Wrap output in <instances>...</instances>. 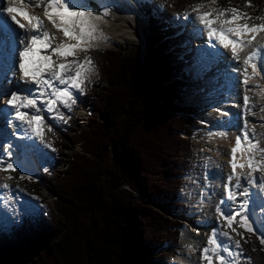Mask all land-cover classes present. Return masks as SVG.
<instances>
[{
	"label": "trees",
	"instance_id": "16d2710c",
	"mask_svg": "<svg viewBox=\"0 0 264 264\" xmlns=\"http://www.w3.org/2000/svg\"><path fill=\"white\" fill-rule=\"evenodd\" d=\"M203 1L139 2L148 20L144 50L90 53L97 67L89 87L91 111L84 128L68 129L80 150H73L62 169L57 163L30 186L37 197L38 188L46 186L53 207L47 205L34 225L0 235V264H147L166 245L179 246L182 225L152 201L166 200L163 209L178 207L196 127L195 111L179 105L188 77L168 21ZM251 3L254 15H263L264 0ZM220 4L242 8L246 0ZM154 8L162 9L161 17ZM246 238L245 257L264 264L260 239Z\"/></svg>",
	"mask_w": 264,
	"mask_h": 264
},
{
	"label": "snow or ice",
	"instance_id": "6c2138e0",
	"mask_svg": "<svg viewBox=\"0 0 264 264\" xmlns=\"http://www.w3.org/2000/svg\"><path fill=\"white\" fill-rule=\"evenodd\" d=\"M216 3L217 0H208V3L191 5V12L185 11L183 15L188 19L191 13H195L194 20L207 33L209 41L215 42L212 46L219 45L229 51L231 60L236 63L235 71L242 76L245 89L242 106L243 127L230 150L231 174L228 177V185L235 180V189L243 187V195L247 197L250 188H258L264 192V147L261 146L264 133L257 134L256 124L247 119L248 115L255 116L257 113L255 105L251 103L252 97L247 93L259 89L255 95L264 98V85L256 79L259 77L264 80V42L257 41V38L264 34V15L253 17L238 7H213ZM29 7L42 11L43 17L49 21L52 28L61 34L59 42L57 37L45 28L39 16L29 15L25 10ZM246 7H253L251 0H246ZM17 15L27 21V26L20 23ZM109 15L111 11L108 6L102 11H96L92 10L90 5L75 3V0H7L6 6L3 0H0V17H4L0 22V52L5 49L13 50L16 55L15 63L18 64V72L13 75L18 76L25 84L35 85L37 89L35 93L26 95L12 92L7 104L15 111V119L27 125L26 134L30 133L32 137L38 138L52 151L56 149L51 142L46 141L43 130L46 125L44 116L40 113L43 110L54 114L53 119L66 121L57 106L62 105L71 110L76 102L74 93L83 94L86 84L97 73L95 61L90 53L98 50L101 42L107 41L108 37L104 35L100 25ZM8 17L11 18L12 24L23 30V34H15L8 26ZM257 20L260 23L254 22ZM17 44L22 47L17 48ZM249 85H253V88ZM38 104L44 108L38 107ZM22 109H35L36 114L29 115ZM258 111L264 113V106ZM261 120L264 121V116H261ZM260 127H264V123H261ZM52 130L48 127V131ZM213 135L226 137L227 133ZM11 148L12 145L7 144L3 153H0V171L17 170L12 161ZM23 178L21 176V179ZM242 180L246 181L247 186L241 184ZM2 187L8 189L9 185L3 184ZM226 191V199L220 201L216 213L218 218L224 221L221 228L227 227L240 239H236L229 231L212 230L206 246L201 250L200 259L205 264H251L250 258L241 259L244 256L241 240L247 242V238L233 227L236 224L248 233L258 232L250 219L248 200L245 199L240 205V210H236L227 202L235 203L237 193L229 186H226ZM260 243L264 245V238H260Z\"/></svg>",
	"mask_w": 264,
	"mask_h": 264
},
{
	"label": "rangeland",
	"instance_id": "374dc122",
	"mask_svg": "<svg viewBox=\"0 0 264 264\" xmlns=\"http://www.w3.org/2000/svg\"><path fill=\"white\" fill-rule=\"evenodd\" d=\"M130 1V0H129ZM145 0H139V2L143 3ZM205 1V2H204ZM203 3H208V0H204ZM221 0H217L216 5H213V7H224L223 4H220ZM131 4H134L137 8V12L135 14V20L136 22L132 24V29L126 25H123V20L124 17L120 12V9L113 10V15L114 18L116 19L115 23H121L122 28H117L118 30L126 29L127 35L123 38H114V35L112 36L113 39V44L108 49H105V51H110V50H120V49H125L129 50L131 48L135 47H141L143 49V46L145 45V37L147 34V24L148 20L147 18L141 13L138 7V3H133L130 1ZM227 8L232 7L231 5ZM225 8V7H224ZM244 12L250 13L253 17H255V11L251 7H246L243 6L240 8ZM156 12L159 13H154V15H157V17H161L162 15V9L159 8H154ZM35 11V10H34ZM204 11H207V9H204ZM191 12V10H190ZM34 15H36L38 12L35 11L31 12ZM264 15V12H263ZM195 13H191V15L188 17V19H185L184 16L181 18L175 17V19H170L169 23L173 27H177L178 25H185L186 29H194L196 32L200 33L202 37H206L207 33L203 32L202 27L194 20ZM252 21H250L251 23ZM255 23H260V21H254ZM45 25V22H44ZM200 27V29H199ZM51 33H53L57 37V42L62 38L61 34L58 33L55 29L52 28L50 23H47L46 27ZM199 29V30H198ZM203 32V33H201ZM198 33H195L196 35ZM200 35H198L199 37ZM258 42H264V34L259 36L257 38ZM189 45V49L192 48V45L190 44H185L182 47H185ZM191 46V47H190ZM194 48V47H193ZM99 50V49H98ZM144 50V49H143ZM100 51V50H99ZM104 51V50H101ZM186 51H189L188 48H186ZM182 57V55H181ZM184 64V63H183ZM236 64V63H235ZM190 66V65H189ZM189 66L186 67V71L188 74L191 72V68ZM97 80L96 74L92 77L91 81L88 82L85 86V92L83 94H78L75 93L76 96V102L75 104L72 105L73 108L71 110H68L64 108L63 106L59 105L58 111L60 113H63V115L66 117V121H62L59 119H53V116H46L43 113H40L41 115L44 116V122H45V127H44V133L46 136V141L48 142H53V147L57 150L60 149L62 150V153L59 155L57 154L56 151H52L51 149L48 148V151L44 153L42 156L44 158H48V162L50 166H54L57 163H59L60 169L70 160V157L72 155L73 150H80L78 145L73 144L72 138H68L69 135H72L70 132L68 133V129H73L74 131L77 130V128H84L86 124V119L88 117L89 111H91V100H92V95L90 94L89 87L91 84ZM192 95V91L188 90L185 94L186 97H189ZM195 96L192 98L194 99ZM198 98V97H196ZM190 100V99H189ZM187 100V102H189ZM260 101V100H259ZM197 102H203L202 99H199ZM204 104V103H202ZM181 106V103H179ZM197 112V110H196ZM204 112V111H203ZM79 116V119L75 124L73 123L75 118ZM222 118V117H221ZM208 119V117H207ZM213 122H220L219 120H216L215 117H210L208 120V125L206 126H196L195 127V135L191 138V144L193 148V154L191 158V169L189 171V174L185 177L186 184L185 186L182 187V190L179 192V196L177 199V206L178 207H168V209L164 208L163 206L167 207L168 204L166 200L161 199V198H154L152 199L154 205L157 207L159 211H164L167 210L168 217L172 219L173 221H176L182 225V228H180V244L177 248L167 246L163 249V253L158 256L157 259H151L148 258L146 259L147 264H175L176 262L183 263V258L188 257V259H191V251L196 250L199 247V239H197L198 236H195L193 232H195L194 227L191 230H188L186 228L187 224H192L190 218L188 217H193L194 219L192 221H195L199 224L200 220L199 217L195 218L191 214H197V215H206V218L209 217L207 214H209V211L203 212L202 209L199 207H196L195 201L198 200L200 197L204 196L203 190L206 188H210V185L207 183V177L209 174L213 175L214 173V168L211 165V163L214 161V155L219 149L220 145L217 143L216 140H222V141H227V144H233V137L229 138V135H227L225 138L221 137L219 135H213L212 130L214 128ZM251 122H254L257 126L256 128H259V124L261 122L257 121V118L252 119ZM48 127H51L53 130L48 131ZM69 130V131H70ZM258 133V132H257ZM264 133V129L258 133L261 134ZM53 135V136H52ZM37 139V138H36ZM0 141V153H3V148L4 144L7 141V138H4ZM262 147H264V142L261 144ZM225 145L222 146L220 149H224ZM14 153V151L12 152ZM230 154V152H229ZM35 157V163L39 167L40 164H44L43 161H41L37 155L33 154ZM40 172H43L40 170ZM36 173L38 175V170L36 168ZM7 176H10L9 174H6ZM11 177V176H10ZM12 180L15 182H21V177L14 175L12 179H9L6 176H2V172L0 171V188H3V184H12ZM24 188L26 189V192L33 193L35 190L32 188L30 189L29 184L22 182ZM206 184V185H205ZM20 184H16L15 187L13 186V191L19 192L21 191V187H23ZM212 186V185H211ZM49 188V187H48ZM38 189H41V192L39 193L40 197L38 199H31L30 196L25 195V204L22 209H25L22 214H17L13 216V220L10 223H6L4 227H2V221L0 222V234H6L9 235L11 234V229L16 228V227H21L22 225H25L26 223H29L31 225H34L37 222V219L39 216H41V212L46 210V206L49 205L53 207V198L52 194L50 191L47 189L46 186H42L41 188L39 187ZM50 189V188H49ZM223 192V189L221 190ZM23 194V192L21 191ZM222 194V193H221ZM263 200H264V192L261 191ZM24 196V195H23ZM28 198V199H26ZM207 198V196H206ZM204 199V198H203ZM264 202V201H263ZM182 205V206H179ZM19 204L17 203V206ZM200 205V204H199ZM162 207V209H159ZM175 211V212H174ZM43 215L45 213H42ZM210 215V214H209ZM264 214H261L259 216L260 219V225L262 228V232H264ZM198 220V221H197ZM191 222V223H190ZM219 224L215 226L216 229H219ZM233 227H238V225L234 224ZM226 231H229L230 234H233L235 236V233H232L230 229H227L225 227ZM193 231V232H192ZM239 232H242L240 229ZM197 233V232H196ZM243 233V232H242ZM245 234V233H243ZM261 238H264L262 234H260ZM236 239H240V237H235ZM244 240H241V244H243ZM190 246L191 250H190ZM166 254V255H163ZM173 258V259H172ZM243 259V257H241Z\"/></svg>",
	"mask_w": 264,
	"mask_h": 264
},
{
	"label": "bare ground",
	"instance_id": "6f19581e",
	"mask_svg": "<svg viewBox=\"0 0 264 264\" xmlns=\"http://www.w3.org/2000/svg\"><path fill=\"white\" fill-rule=\"evenodd\" d=\"M90 3L95 4L100 11H102L104 9L105 6H108L110 8L111 11V15H109L107 17V19L105 20V22L101 23L100 27L101 30L103 31L104 35L106 37H108L106 42H101L99 45V50H105L108 49L111 44H113V39L112 36L114 35V38H124L127 35V31L126 29H122L117 31V28H122L121 27V23H115L116 19L114 18L113 15V10H116L117 8L120 9L121 14L124 17L123 20V25H126L128 27H130L132 29V24L136 22L135 20V14L137 12V8L136 6H134V4H131L129 0H89L87 5H89ZM92 9V8H91ZM26 10V9H25ZM35 10L37 13V15L42 19L45 20V27L47 25V23H49V21L43 17L42 15V11L40 9H34V8H27L26 11H28L29 13ZM20 34H23V30L20 29ZM263 35V34H261ZM215 42L214 41H209V39H207L206 41V46L207 51L212 54V55H219L221 58V60H218V66H221V69L224 71H229L228 73H224L221 76V82L218 79V77H215L216 74L212 75V79L213 82H220L219 86L217 88H215L214 90H209V91H205L204 94L206 95L205 97L202 96V98H206V99H214V98H218L219 102L216 104V106H214L212 104V108L215 109L216 112L224 115L222 117L221 122L214 124V128L212 130V134L214 133H220V132H226L227 135H229L230 137H233V142L235 143V139L237 137V135H240L241 133V129L243 127V117H244V111H243V99H238V96H241V94L244 96L245 95V89L244 86L242 84V76L239 72L235 71L236 68V64L234 61L231 60V53L229 51H226L225 49H223L222 47H220L219 45H215L214 47L212 45H214ZM189 50V49H188ZM209 55H201L200 59H205V62L208 65L209 62ZM12 60V63H7L6 65L0 63V89L2 90L3 94L5 92L11 91V90H21V93H19L20 95H26L31 93H35L37 91L36 86L35 85H29V84H25L22 80H20L18 78V76L13 75L14 72H18V64L15 63L16 60V55L15 54H8L5 57V60L8 61V59ZM223 60V61H222ZM223 62V63H222ZM206 65V66H207ZM9 68H11L12 70L9 71ZM249 71H251L249 69ZM9 73V74H8ZM6 75H8V78H6ZM10 81H7V80ZM257 82H259L261 85H263V80H261V78H256ZM218 84V83H217ZM250 88H253V85H249ZM259 91V89H254L253 91H249L247 94L252 97V101L251 103L255 105L256 109H257V113L255 116L253 115H248L247 119L249 121H251L252 119H255V117L257 118L258 122L264 123V121L261 120V116H264V113H260L258 110L261 106H264V98H260L258 96L255 95V92ZM79 94V93H78ZM200 97V96H199ZM215 100V99H214ZM260 100V101H259ZM214 102V101H212ZM38 107L42 108V105L38 104ZM73 108V107H72ZM22 111L27 112L29 115L32 114H36L35 113V109H22ZM43 114H45V112L42 110ZM47 117L50 115H54V114H45ZM8 125H5L2 118H0V141L3 140L4 138L7 139H15V132L18 131L19 135L22 138H26L32 141L33 144L36 143V138L32 137L30 133L25 132V129L27 128V125H23L21 121H18L15 119V117H10L8 118ZM260 123V124H261ZM259 124V128H256V133H260L264 127H260ZM257 126V125H256ZM257 133V134H258ZM53 136V135H52ZM46 138V136H45ZM225 138V137H224ZM217 143H219L220 147L219 149H217L215 155H214V161L211 163V165L214 168V173H212L213 175L209 174L207 177V183L210 185L209 188V196L207 198H204L200 201V205L202 204H208L213 203L214 201H217L218 199L222 200V199H226L227 196V191H226V186H229L232 188L233 191H236L237 189H235L234 185H235V180H233L231 182V185H228V177L231 174V167L229 165V160L231 157V147L234 146L233 144H227V141H222V140H216ZM22 144V143H21ZM53 144V142H52ZM225 145L224 149H220L222 148V146ZM19 147V146H18ZM27 152H30V150H32L33 148L28 147L26 148ZM35 150V149H34ZM38 150V149H37ZM11 152H13V149L11 148ZM230 152V154H229ZM239 155V154H238ZM29 158L34 161V158L31 157V155L29 156ZM14 162V164L16 165L17 160H12ZM19 164V168L18 171L20 172V174L22 175H29L31 176H37L36 173V168L33 167V169H31L30 166L26 165V163L23 164V162H18ZM238 171H240V169H238ZM246 171V170H245ZM259 174H257L258 176ZM16 184H20L23 186L22 182H15L12 180V184H8L9 188L8 189H4V188H0V219H2L3 217L8 218L9 220H13V216L17 215V214H22V212H24L25 209H22L24 207L25 204V196H23L22 192H26V189L24 188L25 186L21 187V191H13V186L15 187ZM241 184L243 186H247L246 181L242 180ZM212 185V186H211ZM243 189V187H241ZM223 189V192H221V190ZM222 193V194H221ZM16 195V196H15ZM255 198V199H254ZM28 199V198H26ZM247 199L248 200V208H249V215H250V219L254 222L253 226L254 228H256L258 230L257 233H262V228L261 225L258 221V217L256 218L255 213L252 212V203L256 204L255 209L257 208H264V200L261 194V191H257L254 192V197H253V192H252V188H250L249 190V194L247 197L244 196V200ZM258 200V202H257ZM230 201H228L227 203L229 204ZM17 203L19 204L17 206ZM204 210L206 211V208H204ZM8 216V217H7ZM205 218L204 219H208V221L205 223L207 224L210 220L212 222V224H208V225H197V222L192 221V226L195 229V233L196 234H200L199 237H197V239H199V248H203L204 246H206L207 244V239L209 237V235L211 233L205 234V232L208 230L207 228H211L212 230H215V226H217V224L220 223L219 225V229H221L222 231H226L225 227L221 228V225L224 224V221H220L218 219V217L210 212V215L204 214ZM239 219V218H237ZM3 221V220H1ZM0 221V222H1ZM191 221V220H190ZM198 221V220H197ZM206 229V230H205ZM237 231H240L239 227H236ZM233 235V234H231ZM234 236V235H233ZM235 237V236H234ZM192 253V254H191ZM191 257L192 259L188 262H183V263H179L176 262L175 264H186V263H190V264H204L201 262H199V256H198V252L191 251Z\"/></svg>",
	"mask_w": 264,
	"mask_h": 264
},
{
	"label": "water",
	"instance_id": "95a60500",
	"mask_svg": "<svg viewBox=\"0 0 264 264\" xmlns=\"http://www.w3.org/2000/svg\"><path fill=\"white\" fill-rule=\"evenodd\" d=\"M92 6H93V10L99 11V8L96 5L92 4Z\"/></svg>",
	"mask_w": 264,
	"mask_h": 264
}]
</instances>
